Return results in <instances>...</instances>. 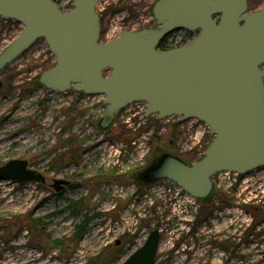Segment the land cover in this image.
I'll return each mask as SVG.
<instances>
[{"label": "rangeland", "instance_id": "obj_1", "mask_svg": "<svg viewBox=\"0 0 264 264\" xmlns=\"http://www.w3.org/2000/svg\"><path fill=\"white\" fill-rule=\"evenodd\" d=\"M54 1L68 11L73 0ZM154 1L99 2L100 41L154 28ZM247 4L250 11L264 8V0ZM21 32V24L0 19V52ZM192 38L178 31L171 39L175 46ZM54 62L39 39L0 77V167L25 160L46 180L0 181V264H123L152 228L161 232L155 264H264V167L217 174L209 203L169 180L140 188L123 171L164 153L193 163L213 140L209 129L146 118V104L133 103L109 129L99 130L102 96L81 97L78 104L74 91L35 87L39 73ZM68 137L77 140L80 159L69 168L63 146ZM55 179H71L72 187L55 193ZM83 222L86 233L74 245L75 227Z\"/></svg>", "mask_w": 264, "mask_h": 264}, {"label": "water", "instance_id": "obj_2", "mask_svg": "<svg viewBox=\"0 0 264 264\" xmlns=\"http://www.w3.org/2000/svg\"><path fill=\"white\" fill-rule=\"evenodd\" d=\"M101 1L73 0L72 9L63 11L54 0H0V18L22 25L20 35L0 52V77L43 39L55 62L39 73L38 88L102 96L100 130L109 129L134 102L146 104V118L203 122L213 140L202 156L187 163L162 154L139 173L146 185L169 180L208 203L216 174L263 168L264 8L250 11L247 0H155L150 12L156 27L101 42L96 11ZM179 29L198 36L185 46L159 50V43ZM0 181L46 182L25 160L0 167ZM67 185L55 179L50 187L61 193ZM160 240L161 232L152 228L123 264H155Z\"/></svg>", "mask_w": 264, "mask_h": 264}, {"label": "flooded vegetation", "instance_id": "obj_3", "mask_svg": "<svg viewBox=\"0 0 264 264\" xmlns=\"http://www.w3.org/2000/svg\"><path fill=\"white\" fill-rule=\"evenodd\" d=\"M72 95H74L76 101L78 102V104L80 102L83 101V99L85 98V96L83 94H80V93H76V92H73ZM83 97V99L81 98ZM73 121V120H72ZM99 121V120H98ZM98 124V122H97ZM98 127V126H97ZM70 128V127H69ZM68 130V127L66 128ZM65 129V130H66ZM99 129V127H98ZM100 130V129H99ZM76 145H77V140L76 139H73V137L71 138H67L63 144L64 146V149H68L65 153V159H64V162H67V167H71L72 165H76L77 161H79L80 159H76L77 157L76 156H79L77 155L78 153V149L76 148ZM70 148V149H69ZM130 151V149L128 148L127 150H125L126 154H128ZM79 154V153H78ZM127 157H124L123 159H121V161H124L126 162L128 159H126ZM156 160H158V157H151L149 159H145L139 166L137 165H134L132 167H128V170L126 171H123L125 174L124 176H127V177H130L132 179H134V181L137 183V185L140 187V188H146L148 187V185H146L139 177V173L146 169L147 167H149L151 164H153ZM137 178V179H136ZM66 182H68V185L65 187V189L62 191V193L69 187H72V180L71 179H64ZM159 182V181H157ZM155 182V183H157ZM153 183V184H155ZM214 183V181H213ZM152 184V185H153ZM216 192V190H215ZM215 195V193H214ZM213 195V197H214ZM212 197V199H213ZM212 199L210 201H212ZM209 201V202H210ZM208 202V203H209ZM116 246H120L121 245V240H117L116 243H115Z\"/></svg>", "mask_w": 264, "mask_h": 264}, {"label": "trees", "instance_id": "obj_4", "mask_svg": "<svg viewBox=\"0 0 264 264\" xmlns=\"http://www.w3.org/2000/svg\"><path fill=\"white\" fill-rule=\"evenodd\" d=\"M2 20V19H1ZM9 22V21H7ZM159 48L161 49H165L164 48V41H162L160 44H159ZM35 87L38 88L37 86V81L35 82ZM86 233V222H83L82 224L78 225L77 227H75V231L73 233V237H72V240H73V244L74 245H77L78 242L81 240V238L84 236V234Z\"/></svg>", "mask_w": 264, "mask_h": 264}, {"label": "built area", "instance_id": "obj_5", "mask_svg": "<svg viewBox=\"0 0 264 264\" xmlns=\"http://www.w3.org/2000/svg\"><path fill=\"white\" fill-rule=\"evenodd\" d=\"M172 38V37H171ZM171 38H168L167 39V41H168V43H166L169 47H176L177 45H179V44H176L175 46H174V43H173V40L171 39ZM189 41V40H188ZM187 41V42H188ZM191 124H199L200 125V127L201 128H205L202 124H200V123H198L196 120H191V121H189Z\"/></svg>", "mask_w": 264, "mask_h": 264}]
</instances>
